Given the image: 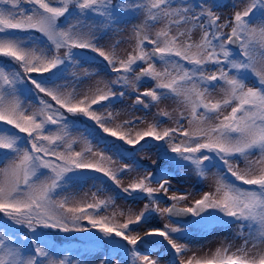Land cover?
Here are the masks:
<instances>
[{
  "label": "snow or ice",
  "instance_id": "obj_1",
  "mask_svg": "<svg viewBox=\"0 0 264 264\" xmlns=\"http://www.w3.org/2000/svg\"><path fill=\"white\" fill-rule=\"evenodd\" d=\"M129 24L121 56L106 41ZM168 100L174 127L166 110L132 115ZM146 148L150 165L136 159ZM185 171L214 189L177 195ZM117 198L146 202L120 222L107 214ZM154 214L169 222L132 227ZM217 227L243 243L198 255ZM161 244L168 264H264V0H0V264H162Z\"/></svg>",
  "mask_w": 264,
  "mask_h": 264
},
{
  "label": "rangeland",
  "instance_id": "obj_2",
  "mask_svg": "<svg viewBox=\"0 0 264 264\" xmlns=\"http://www.w3.org/2000/svg\"><path fill=\"white\" fill-rule=\"evenodd\" d=\"M226 3H231V0H225ZM222 19L224 17L230 16L231 15V8H223L220 10ZM139 21H133V23H138ZM159 27V26H158ZM200 37L199 32L193 33V39L198 40ZM119 42L117 45V51L118 54L121 56H126L132 49V46L135 43L134 36L132 34L131 30V24L127 25L126 27L123 28V31L116 36H110L107 39L108 44H114ZM89 55H91L89 53ZM85 67H94V65H89L85 64ZM114 75V74H113ZM103 77L104 79H110L111 77L105 75L103 72H101L100 77H97V79ZM95 83V80L89 81L88 84L84 85V87H88L92 84ZM142 88L141 90H144L146 87H149L150 85H145L142 82ZM218 91V90H217ZM31 106L33 109H37L39 107L38 103L35 100L30 101ZM132 104V99H126L123 104H117L116 109H122L125 108L127 105ZM177 106L170 100L164 101L159 105V107L152 108L149 112L145 113L143 111L140 112H134L132 113L133 116H144L147 115L148 123L153 122L155 114L160 112V111H168L172 119H169L168 117H159L162 123V127H174V120L177 116V111H176ZM130 115L127 112H121V115L118 118V123L123 120L130 119ZM141 128L147 127V124L140 125ZM78 135V133H77ZM95 143V141H93ZM84 146L82 144H76L74 145V148L77 151H80ZM158 157V153L155 148H146L143 152L139 153L136 156V159L139 160L141 163L144 165H150L153 160H156ZM128 161H117L116 164H113L112 167L119 168L123 167V164ZM244 165L241 164V167ZM215 171V170H213ZM143 170L141 169L140 171L137 172H132V173H123L122 180L120 187L124 188L127 187L130 183L133 182L134 179L139 178L142 176ZM214 184H215V179L214 177L209 175V179L206 181H200L196 175L190 171H185L184 175L178 176L172 180V188L177 190L176 194H182L185 192H191L193 193V196L190 197V199H198L200 198V195L202 192L205 191H211L214 189ZM93 182L89 181L83 188L82 191H79L78 189H74V192H78V195L82 199H87L90 197L91 193L89 192V189H92ZM152 187L158 188L159 185L153 184ZM94 190V189H93ZM85 193H89V197H85ZM116 193L114 191H109L105 194L101 195V199L106 198L109 195H115ZM157 194L163 196L162 192H158ZM173 193L170 191L168 195H172ZM165 199H167L165 197ZM145 200H139L137 202H132L131 199L125 200L123 198H117L115 201V204L109 208L108 210V215H113V213L116 214V220L122 222L124 219L127 218V216H120L119 213L121 211L125 213H131L133 216L138 214L144 207ZM171 201H167V203H161L160 207H167L171 204ZM188 202L185 201L181 203L179 206H185ZM169 219L167 215L165 214L163 218L159 214H154V217L150 219L149 223L144 225L143 227L139 226H132L134 228H138L139 232L143 233L147 228H162L165 223H168ZM135 234V233H134ZM159 239L160 238H155ZM195 243L199 246H202L200 251L197 253L198 255H211L217 248H220L222 246H227L229 244L232 245V250L235 251L237 247H239L243 241L240 238L235 237L234 231L231 229H226L224 227H217L213 229L210 233L200 236L195 240ZM254 252H264V246L261 247V249L258 250H253ZM152 255L153 258L156 256L160 255L162 256V264H168L169 258H170V253L164 248V246L158 245L154 246L152 248Z\"/></svg>",
  "mask_w": 264,
  "mask_h": 264
},
{
  "label": "water",
  "instance_id": "obj_3",
  "mask_svg": "<svg viewBox=\"0 0 264 264\" xmlns=\"http://www.w3.org/2000/svg\"><path fill=\"white\" fill-rule=\"evenodd\" d=\"M185 222H188L190 221L192 218L191 217H185V218H182Z\"/></svg>",
  "mask_w": 264,
  "mask_h": 264
}]
</instances>
